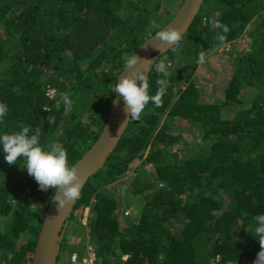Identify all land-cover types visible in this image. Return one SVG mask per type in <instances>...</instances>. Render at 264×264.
<instances>
[{"label":"trees","instance_id":"16d2710c","mask_svg":"<svg viewBox=\"0 0 264 264\" xmlns=\"http://www.w3.org/2000/svg\"><path fill=\"white\" fill-rule=\"evenodd\" d=\"M181 2L0 0V102L9 109L0 134L40 127V143H61L72 166L103 127L122 55ZM213 20L230 29L223 45ZM226 44L234 51L228 77L220 96L206 100L195 78L199 54ZM165 57L162 106L149 102L128 121L71 217L82 223L88 208L82 224L98 264H253L260 251L253 218L264 214V0H203L179 51L157 60ZM157 78L153 65L150 95ZM59 93L71 94L70 109L56 106ZM176 119L197 134L184 137ZM134 164L126 188L137 210L124 214L114 184ZM24 166L23 157L9 165L0 145V264L31 263L54 192L41 190Z\"/></svg>","mask_w":264,"mask_h":264},{"label":"clouds","instance_id":"9594fccd","mask_svg":"<svg viewBox=\"0 0 264 264\" xmlns=\"http://www.w3.org/2000/svg\"><path fill=\"white\" fill-rule=\"evenodd\" d=\"M215 27L220 30L216 34V40L223 45L227 40L229 27L219 20L211 21ZM156 29L154 37L159 41L157 50L170 48L172 52L179 51V45L183 32L176 27L162 28L160 24L154 25ZM153 36V35H152ZM206 51L201 50L199 54V63L203 64L206 58ZM124 70L130 71L123 74L113 92H116L124 100L125 112L131 120H139L146 106L151 102L155 107H161L163 97L167 92L169 81L167 57L155 62L142 59L133 53H124L122 55ZM143 62L148 67L142 70ZM155 66L159 78L155 81L157 89L155 94H149V83L147 79L148 69ZM70 93H59V99L56 100V106L61 103L71 108L73 101L70 99ZM55 99V95L53 96ZM9 109L6 103L0 102V122L8 113ZM129 119V120H130ZM126 120L125 124L129 121ZM123 125V127L125 126ZM31 133V134H30ZM41 128L37 127L34 131L28 125L22 126L18 131L0 134V145L3 146L4 159L9 164H16L23 157L27 173L34 177L41 190L47 191L49 188L56 190L55 200L59 206H65L72 203L80 197L81 179L75 167L68 163V153L64 146L59 143L42 145L40 143ZM256 221L255 236L258 237L260 251L253 264H264V214L256 215L253 218ZM231 264V262H230Z\"/></svg>","mask_w":264,"mask_h":264},{"label":"water","instance_id":"95a60500","mask_svg":"<svg viewBox=\"0 0 264 264\" xmlns=\"http://www.w3.org/2000/svg\"><path fill=\"white\" fill-rule=\"evenodd\" d=\"M202 2L203 0H182L171 19L162 28L176 27L184 34L198 13ZM152 35L146 38L133 54L142 59L155 62L169 48L162 51L157 50L156 46L159 44V41L155 39L154 34ZM138 67L146 71L148 65L141 62V65H138ZM150 69L147 72V79ZM128 71L130 70L127 68L124 70L123 66L122 70L118 73L116 84L120 77ZM124 108L123 98L114 92L111 106L98 137L72 164L77 169L81 179L80 192L88 178L104 165L107 157L114 150L126 128L128 122L125 124V121L129 120L130 117L126 114ZM124 124L125 126L123 127ZM55 195L56 190H54L49 204L44 209L42 223L36 238L30 264H56L62 239L76 200L60 207L58 201L55 200Z\"/></svg>","mask_w":264,"mask_h":264},{"label":"rangeland","instance_id":"374dc122","mask_svg":"<svg viewBox=\"0 0 264 264\" xmlns=\"http://www.w3.org/2000/svg\"><path fill=\"white\" fill-rule=\"evenodd\" d=\"M239 47L236 46L234 49L239 50ZM227 50L230 52L233 49H231L230 45L226 44L223 51L210 53L205 58V62L203 64L199 63V59L197 61L198 66L195 71V78L198 81V85L204 95L203 98L206 100H213L214 97L220 96L219 94L221 93L222 86L225 82L224 79L228 77L229 65L231 64L234 51L230 54L229 52H226ZM175 123L182 125L178 129L187 139L191 138L193 134H197V128L192 126L191 123L178 119H176ZM135 166L136 164L132 165L130 170L127 172V175L121 177L114 184L120 200L121 208L124 210L128 209V213H133L134 210H137L136 198L126 188L127 179L134 173V168H138V166ZM74 242H82L83 244L89 242L86 227L83 226V224L79 221V218L75 215L69 219L56 264H70L68 261V248H73L74 245L72 244Z\"/></svg>","mask_w":264,"mask_h":264},{"label":"built area","instance_id":"2783aa9c","mask_svg":"<svg viewBox=\"0 0 264 264\" xmlns=\"http://www.w3.org/2000/svg\"><path fill=\"white\" fill-rule=\"evenodd\" d=\"M53 93V90H50ZM88 208L84 210L82 217V223L86 222V215ZM125 214L129 211L128 209L124 210ZM75 245H78L79 248H73L69 250L68 261L70 264H98L97 253L94 246L90 243L83 244L82 242H74ZM128 254L122 255V259H126Z\"/></svg>","mask_w":264,"mask_h":264}]
</instances>
